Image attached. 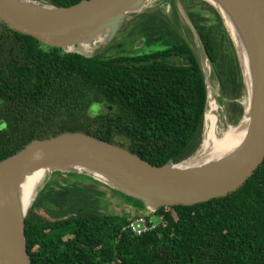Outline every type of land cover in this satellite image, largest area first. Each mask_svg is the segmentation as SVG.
I'll use <instances>...</instances> for the list:
<instances>
[{
    "label": "trees",
    "instance_id": "1",
    "mask_svg": "<svg viewBox=\"0 0 264 264\" xmlns=\"http://www.w3.org/2000/svg\"><path fill=\"white\" fill-rule=\"evenodd\" d=\"M43 1L66 7L80 0ZM176 2L200 40L220 99L228 100L229 121L237 123L245 93L236 54L220 16L201 0H164L167 15L156 8L130 14L112 42L116 50L137 39L141 48L156 47L140 54L64 53L0 22V160L32 140L64 132L124 147L153 166L192 155L199 145L205 84L178 30L191 34L185 23L178 24ZM60 175L71 181H46L34 200L55 207L72 201V207L52 222L28 211L23 234L30 264H264V158L224 197L158 208L157 225L139 236L120 231L127 214L100 212L103 193L80 181L96 184L90 176L52 172L50 178ZM108 190L143 209L139 201Z\"/></svg>",
    "mask_w": 264,
    "mask_h": 264
},
{
    "label": "water",
    "instance_id": "2",
    "mask_svg": "<svg viewBox=\"0 0 264 264\" xmlns=\"http://www.w3.org/2000/svg\"><path fill=\"white\" fill-rule=\"evenodd\" d=\"M201 1L221 18L236 54L244 93H247L244 113L247 123L240 143L216 160L183 168L177 165L185 160L153 166L124 147L83 132H64L30 141L0 160V264H30L23 234L25 216L21 214L16 192L21 180L37 170L43 169L49 174L84 172L108 189L139 201L143 210L155 211L165 206H190L224 197L240 187L261 164L264 158V0ZM145 2L80 0L66 7H55L32 0H0V22L8 29L64 53L87 57L79 47L94 46L88 56L94 57L115 38L125 18L139 13ZM224 15L232 23L245 51L248 90ZM183 16L189 31L195 33L186 15ZM203 79L205 82L204 76Z\"/></svg>",
    "mask_w": 264,
    "mask_h": 264
},
{
    "label": "rangeland",
    "instance_id": "3",
    "mask_svg": "<svg viewBox=\"0 0 264 264\" xmlns=\"http://www.w3.org/2000/svg\"><path fill=\"white\" fill-rule=\"evenodd\" d=\"M32 1L37 2L39 4H42V5H45V6H50V5L46 4L43 0H32ZM163 1L164 0H148V2L147 1L145 2V5H144L145 7L140 12H143V11L148 12V11H150V9L156 8V9H159V11L164 13V14H169V7L164 5V4L162 5ZM176 9H177V16H178V24L182 25V23L184 24V16H183L184 11H183L181 5L177 2H176ZM130 20H131V18L128 16L125 18V21L122 23V26L120 27L121 28L120 31L122 29H124V27L127 26V24L130 22ZM178 30L180 31L181 36L187 39L185 41L187 42L189 47L193 50V52L197 58V61L200 65V68L203 71V75L205 77V80H206L204 82V84H205L204 112H206V106H207V103L209 102V100H213V104H215V115H216V118L218 120V124H219L220 128L225 127V125H235L236 123L233 124L228 119V116L231 115V114H228V116H227V112H226L228 100L222 99V98L220 99V96L218 94L217 84L214 80L211 79V76H210V73H211L210 65H209L207 59L205 58L204 53L201 50V46H200L199 42L197 41V37H196L195 33H191L189 36H185L183 30L180 27H178ZM121 33H123V32H121ZM122 36H123V34L116 39H118V41H120V39H123ZM140 40L141 39H137V41L136 40L133 41L132 46H129V42H125V46H123V50L122 49L116 50L115 47H116L117 42L111 41V42L107 43L104 46V48L100 52L97 53V55L101 54L102 56L109 57V56H119V54H122V55L123 54H140V53L148 52L150 49L156 48V47L141 48V46L143 44H141ZM120 52H122V53H120ZM85 56L88 57V56H90V54L85 55ZM240 103L242 105V111H243L244 107L247 105V98H246V105H245V95L241 99ZM100 109H101V107H100ZM100 109H99V111H100ZM109 110H110V108H109ZM204 112H203V114H204ZM241 116H242V113H241ZM200 134H201V131H200ZM199 143H200V135H199ZM198 148H199V145L196 148V150L193 152V154L190 155L187 159H185V161L188 159H191L198 152V150H199ZM77 173H79V171ZM52 179H54L56 181V183L60 184V185L64 184L62 181L63 179L71 181V180H69V178H67L64 175L55 176V177L50 178V174L48 173L45 182L46 181H47V183L48 182L49 183L54 182ZM91 180H92V178H91ZM80 181L82 183H84V185H86L87 187L96 189L97 191L103 193L102 197L99 199V205H100L99 210L101 213L118 214V215L127 214L128 218L132 217L133 215H136V214L138 215L140 213H143V212L136 210L132 206L130 207L129 205L122 203L116 194L109 192L108 187H106V185L104 186L103 184L98 183V182L96 184H93L92 182L88 181V179H86V180L82 179ZM92 181H95V180H92ZM41 187H42V185L38 188V191L41 189ZM34 198H33L32 202L30 203V205L26 211L25 217L27 216L28 211L32 210V212H34L36 215L40 216L45 221L52 222V221L58 220L61 217L62 213L70 210L72 207V201L64 203L63 205H61L59 207H55L53 205L40 204V201L34 200ZM31 205H34V208H31ZM153 219H154V221H156L157 217H153Z\"/></svg>",
    "mask_w": 264,
    "mask_h": 264
},
{
    "label": "bare ground",
    "instance_id": "4",
    "mask_svg": "<svg viewBox=\"0 0 264 264\" xmlns=\"http://www.w3.org/2000/svg\"><path fill=\"white\" fill-rule=\"evenodd\" d=\"M146 1L148 2V0ZM223 20L225 27L236 47L238 60L242 69L245 88L246 90H248L249 76L243 45L241 43L240 37L235 32L230 20L225 15ZM93 44L96 45V42ZM93 47L94 46L87 47L86 44H83L79 47V50L82 51L84 55H89ZM246 96L247 93L245 95V105L247 98ZM246 107L247 106L244 107L243 114L235 125H225V127L220 128L215 115V104H213V100H209L206 106V112H204L203 114L200 143L198 148L199 150L191 159H188L178 164L177 166L183 168L196 167L216 160L230 153L240 143L244 135L247 123L246 116H244V113H246ZM47 174L48 173L46 172V170L40 169L33 172L29 176H25L19 183L16 192V200L20 206L22 215L25 216L30 203L38 192V188L45 183ZM94 177L96 179L104 181L99 177Z\"/></svg>",
    "mask_w": 264,
    "mask_h": 264
},
{
    "label": "built area",
    "instance_id": "5",
    "mask_svg": "<svg viewBox=\"0 0 264 264\" xmlns=\"http://www.w3.org/2000/svg\"><path fill=\"white\" fill-rule=\"evenodd\" d=\"M141 212L143 213L128 218L125 224L122 225L120 231H128L134 236H139L144 232L152 230L157 225L160 218L157 216V220L154 221L153 217H155V215L153 211L145 209Z\"/></svg>",
    "mask_w": 264,
    "mask_h": 264
},
{
    "label": "clouds",
    "instance_id": "6",
    "mask_svg": "<svg viewBox=\"0 0 264 264\" xmlns=\"http://www.w3.org/2000/svg\"><path fill=\"white\" fill-rule=\"evenodd\" d=\"M203 76H204V75H203ZM141 211H143V209H141L140 212H141ZM153 212H155V211H153ZM155 217H157V216H155ZM127 219H128V218H127Z\"/></svg>",
    "mask_w": 264,
    "mask_h": 264
}]
</instances>
